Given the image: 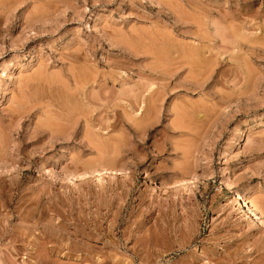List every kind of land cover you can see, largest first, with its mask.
I'll return each mask as SVG.
<instances>
[{
    "label": "rangeland",
    "instance_id": "obj_1",
    "mask_svg": "<svg viewBox=\"0 0 264 264\" xmlns=\"http://www.w3.org/2000/svg\"><path fill=\"white\" fill-rule=\"evenodd\" d=\"M237 191L264 213V0H0V264H264Z\"/></svg>",
    "mask_w": 264,
    "mask_h": 264
},
{
    "label": "bare ground",
    "instance_id": "obj_2",
    "mask_svg": "<svg viewBox=\"0 0 264 264\" xmlns=\"http://www.w3.org/2000/svg\"><path fill=\"white\" fill-rule=\"evenodd\" d=\"M82 84V83H81ZM144 90V89H143ZM157 90V89H156ZM159 91V90H158ZM158 96V95H157ZM134 97V96H133ZM136 98H138V97H136ZM92 99V98H91ZM134 100V99H133ZM137 106V105H136ZM74 125V124H73ZM140 125V124H139ZM143 129V128H142ZM58 131H60V130H58ZM71 132V131H70ZM138 132V131H137ZM59 133V132H58ZM74 133V132H73ZM68 135H70V133L68 134ZM72 135H74V134H72ZM53 136V135H52ZM67 136V135H66ZM75 136V135H74ZM139 136V135H138ZM61 138L63 137L64 138V136H60ZM54 138H56V135L54 136ZM67 138H69V137H67ZM57 140V139H56ZM99 176V175H98ZM161 179V178H160ZM162 180V179H161ZM161 182H163V181H161ZM244 192H246V191H244ZM244 192H240V191H237V192H235V196H236V200L239 202L238 204H239V207H240V209L245 213V215H246V217L247 218H249L250 220H257L258 222H260L261 224H264V222H262L261 221V219L262 220H264L263 218H264V213L263 214H261V213H259L260 214V216L258 215V213L256 212L257 211V209H253V208H251L250 207V205L248 206V199H247V196H246V194L244 193ZM71 197V196H70ZM30 208V207H29ZM256 210V211H255ZM1 212V211H0ZM50 216V215H49ZM96 216V215H95ZM9 217V216H8ZM75 216H73V218H74ZM7 219V218H6ZM98 219V218H97ZM113 219V218H112ZM245 219V218H244ZM52 220V219H51ZM2 221V220H1ZM39 221V220H38ZM55 221V220H54ZM91 221H93V220H91ZM90 221V222H91ZM82 223V222H81ZM2 224V223H1ZM5 224V223H4ZM93 224V223H92ZM54 225V224H53ZM87 225V224H86ZM3 226V225H2ZM6 226V225H5ZM43 226V225H42ZM44 227V226H43ZM50 228H52V227H50ZM61 228V227H60ZM89 228V227H88ZM1 231V230H0ZM5 231V230H4ZM85 231V230H84ZM4 234V233H3ZM3 234H1L0 233V237L1 238H3L2 236H3ZM5 234H7V233H5ZM11 234V233H10ZM12 235V234H11ZM5 238V237H4ZM160 238V237H159ZM4 240V239H3ZM15 241V240H14ZM13 245V244H12ZM15 245V244H14ZM71 246V245H70ZM74 246V245H73ZM9 247V246H8ZM72 247V246H71ZM9 249V248H8ZM12 249V248H11ZM69 249H70V247H69ZM73 249V248H72ZM68 250V249H67ZM13 251V250H12ZM12 251L10 252V256H11V253H12ZM37 253V252H36ZM56 253V252H55ZM7 254V253H6ZM12 254H14V253H12ZM39 254V253H38ZM47 254V253H46ZM114 254H116V253H114ZM50 255V254H49ZM16 256V255H15ZM8 257V256H7ZM41 257V256H40ZM14 258V257H13ZM47 257H45V259H46ZM48 259V258H47ZM43 260V259H42ZM103 260V259H102ZM16 261V260H15ZM37 262V261H36ZM12 263V262H11Z\"/></svg>",
    "mask_w": 264,
    "mask_h": 264
}]
</instances>
